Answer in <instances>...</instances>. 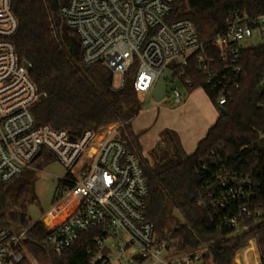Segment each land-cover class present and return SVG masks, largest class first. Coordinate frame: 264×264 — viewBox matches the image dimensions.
I'll use <instances>...</instances> for the list:
<instances>
[{"label": "built area", "instance_id": "2783aa9c", "mask_svg": "<svg viewBox=\"0 0 264 264\" xmlns=\"http://www.w3.org/2000/svg\"><path fill=\"white\" fill-rule=\"evenodd\" d=\"M52 1L57 3L62 26L78 36L83 67L102 64L112 74L113 89L121 90L131 82L143 98L151 97L158 79L171 72L165 92L168 82L177 83L173 89L175 105L184 101L192 83L183 80L184 74H176L174 68H186L189 59L195 58L216 106L222 108L239 88L232 76L241 72L239 56L244 49L240 44L255 33L264 40V12L256 17L233 13L226 18L223 33L211 43L219 54L215 62L192 21L172 20L179 0ZM18 28L12 0H0V183L14 182L47 155L71 174L75 167H81L73 173L77 179H65L73 184L61 197L70 213L49 228V250L61 256L82 235L96 231L99 237L93 264H203L207 248L174 257L171 236H156L145 215L149 188L140 162L114 133L96 144L92 131L76 138L67 131L37 124L32 108L42 94L29 76L27 62L19 60L14 44ZM93 148L95 157L87 168L86 157ZM210 155L215 173L208 166L203 170L217 191H212L207 203L200 200L198 206L226 212L220 223L238 236L248 231L242 223L252 220L260 232L235 255L234 263L264 264V217L252 208L258 185L249 177L228 172L215 149ZM25 233L0 230V264L23 260L19 245ZM251 241L254 250L243 255Z\"/></svg>", "mask_w": 264, "mask_h": 264}, {"label": "trees", "instance_id": "16d2710c", "mask_svg": "<svg viewBox=\"0 0 264 264\" xmlns=\"http://www.w3.org/2000/svg\"><path fill=\"white\" fill-rule=\"evenodd\" d=\"M12 8L19 22L14 38L19 60L31 65L29 76L38 92L45 95L32 108L37 124L67 131L76 138L92 131L96 144L117 128V137L142 167L149 188L145 215L154 225L156 236L161 239L169 234L170 248L178 255L207 248L203 264H234L235 255L260 232L259 227L252 220H245L242 226L248 231L235 235L220 223L226 212L198 206V202L207 203L212 191H217L211 176L203 170L208 166L215 173L210 166V153L215 149L228 172L256 182L258 189L252 208L264 217V94L259 92L264 85V44L240 53L241 72L232 76L239 88L222 108L216 106L214 94L198 72L195 58L189 59L186 68H174L176 74H184L183 80L191 81L188 93L203 90L218 109L219 117L186 159L150 165L143 158L139 136L131 127L143 106L132 83L128 82L121 90L113 89L112 74L100 63L84 71L78 36L62 26L52 0H12ZM263 12L262 0H179L174 5L172 20L192 21L200 42L208 48V55L218 62L219 54L211 43L225 30L226 18L233 13L256 17ZM69 39L78 46L75 54L66 45ZM95 152L93 148L86 157L87 168ZM55 161L47 155L35 168L40 171ZM66 178L77 179L70 172ZM65 179L58 182V188L67 191L73 184ZM33 200L28 185L16 188L12 183H0V230L9 229L12 233L26 230L19 245L23 260L17 264H93L99 232L82 235L64 254L54 255L46 244L49 228L42 222L33 224L27 218L28 205ZM7 207L18 212L16 226H11L3 216ZM175 212L180 214L182 223L174 218ZM69 213L65 206L56 209L48 223L52 225ZM253 250L251 241L243 254Z\"/></svg>", "mask_w": 264, "mask_h": 264}, {"label": "rangeland", "instance_id": "374dc122", "mask_svg": "<svg viewBox=\"0 0 264 264\" xmlns=\"http://www.w3.org/2000/svg\"><path fill=\"white\" fill-rule=\"evenodd\" d=\"M263 44V38L255 33L251 39L243 41L240 45L243 49H251ZM175 86L176 82L170 81L166 84V95L160 103H156L152 96L143 98L139 95L143 106L138 116L132 120L131 127L139 136L143 158L150 165L169 159H186L195 151L197 144L219 117L218 109L200 89L191 94L185 93L184 101L180 105H175L173 102ZM111 133L115 136L119 134L117 128ZM80 168V165L75 167L72 174L77 173ZM67 174V169L55 161L40 171L36 170L34 165L12 182V186L16 188L28 185L31 196L35 199L29 202L27 209V218L31 223L42 222L50 228L63 221L62 219L50 225L48 218L54 210L58 211L64 207L61 196L65 195V190L58 188V182L65 179ZM2 213L6 222L16 226L18 214L16 210L7 207ZM174 218L180 223L183 222L177 212L174 213ZM173 227L174 225L171 228ZM166 256L167 254L164 255ZM173 256H177V253L173 252Z\"/></svg>", "mask_w": 264, "mask_h": 264}, {"label": "water", "instance_id": "95a60500", "mask_svg": "<svg viewBox=\"0 0 264 264\" xmlns=\"http://www.w3.org/2000/svg\"><path fill=\"white\" fill-rule=\"evenodd\" d=\"M53 4H54V8L57 10V8H58L57 3L54 2ZM66 45H67L68 49L71 50L72 54H75V50L78 49V46L75 45L71 39L66 41ZM25 67L27 68L28 71H31V69H32L31 65H29L28 63L25 64ZM83 69H84V71H88L89 67H84ZM171 75H172L171 72H166L158 79V81L154 87V91H153V95H152L153 100L156 103H160L164 99L165 93H166L165 92V83L168 79H170ZM259 92L261 94H264V85H262L259 88ZM44 98H45V95H41L39 97V100H43ZM221 114H224L223 109H221Z\"/></svg>", "mask_w": 264, "mask_h": 264}, {"label": "crops", "instance_id": "0c3cea01", "mask_svg": "<svg viewBox=\"0 0 264 264\" xmlns=\"http://www.w3.org/2000/svg\"><path fill=\"white\" fill-rule=\"evenodd\" d=\"M198 90H199V89H198ZM200 90H201V89H200ZM202 91H203V90H202ZM194 92H195V91H194ZM203 92H204V91H203ZM205 95H206V94H205ZM206 96H207V95H206ZM217 119H218V118H217ZM217 119H216V121H217ZM216 121H215V122H216ZM214 124H215V123H214ZM214 124H213V125H214ZM211 127H212V126H211ZM209 129H210V128H209Z\"/></svg>", "mask_w": 264, "mask_h": 264}, {"label": "bare ground", "instance_id": "6f19581e", "mask_svg": "<svg viewBox=\"0 0 264 264\" xmlns=\"http://www.w3.org/2000/svg\"><path fill=\"white\" fill-rule=\"evenodd\" d=\"M64 220V219H63ZM56 224V223H55ZM53 225V224H52ZM254 243V242H253ZM247 249V248H246Z\"/></svg>", "mask_w": 264, "mask_h": 264}]
</instances>
